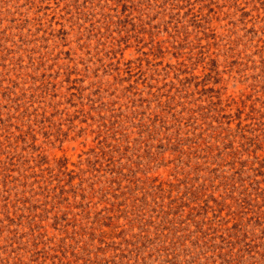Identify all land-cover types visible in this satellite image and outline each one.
Here are the masks:
<instances>
[{
    "label": "rangeland",
    "instance_id": "rangeland-1",
    "mask_svg": "<svg viewBox=\"0 0 264 264\" xmlns=\"http://www.w3.org/2000/svg\"><path fill=\"white\" fill-rule=\"evenodd\" d=\"M0 264H264V0H0Z\"/></svg>",
    "mask_w": 264,
    "mask_h": 264
}]
</instances>
